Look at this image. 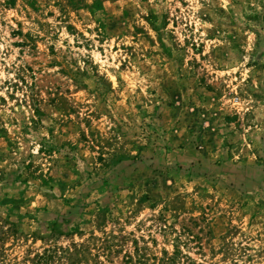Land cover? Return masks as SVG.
<instances>
[{"label": "rangeland", "instance_id": "rangeland-1", "mask_svg": "<svg viewBox=\"0 0 264 264\" xmlns=\"http://www.w3.org/2000/svg\"><path fill=\"white\" fill-rule=\"evenodd\" d=\"M97 1L0 0V264H264V0Z\"/></svg>", "mask_w": 264, "mask_h": 264}, {"label": "trees", "instance_id": "trees-1", "mask_svg": "<svg viewBox=\"0 0 264 264\" xmlns=\"http://www.w3.org/2000/svg\"><path fill=\"white\" fill-rule=\"evenodd\" d=\"M98 2H100V0H99V1H97V4H98ZM97 4H96V5H97Z\"/></svg>", "mask_w": 264, "mask_h": 264}]
</instances>
